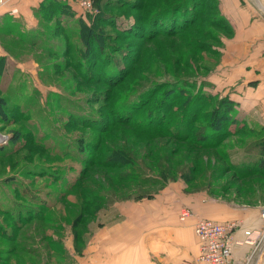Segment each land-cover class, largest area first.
<instances>
[{
    "label": "trees",
    "instance_id": "1",
    "mask_svg": "<svg viewBox=\"0 0 264 264\" xmlns=\"http://www.w3.org/2000/svg\"><path fill=\"white\" fill-rule=\"evenodd\" d=\"M92 6L95 13L82 19L69 0H41L33 10L34 31L6 30L15 39L3 44L9 56L20 55L16 45L41 47L54 59H47L42 70L60 79L66 73L64 81H73L66 88L74 93L92 91L84 107L74 103L81 110L68 114L64 124L74 132L71 149L49 148L20 129L0 153V168L12 172L0 181L11 189L8 206L0 204V242L9 244L0 247V264L22 256L25 264H50L52 252L64 250L59 239L66 228L77 252L102 208L149 197L177 179L203 177L210 181L211 195L264 203V125L244 124L232 112L230 99L205 93L204 83L194 89L189 81L192 65L217 55L216 47L231 35L218 0H92ZM123 21L131 23L124 26ZM50 37L63 51L49 43ZM151 46L165 54L177 47L171 73L166 67L160 74L148 70ZM139 78L149 85L134 95ZM101 85L103 90L96 89ZM10 97L0 98V122L20 121L27 127L21 116L30 108L15 105L18 119L4 120ZM231 138L241 144L240 151L233 150L238 159L226 150ZM65 161L69 165H60ZM44 188L51 189L44 193ZM73 195L75 202L68 199ZM59 203L69 212L55 211Z\"/></svg>",
    "mask_w": 264,
    "mask_h": 264
},
{
    "label": "crops",
    "instance_id": "2",
    "mask_svg": "<svg viewBox=\"0 0 264 264\" xmlns=\"http://www.w3.org/2000/svg\"><path fill=\"white\" fill-rule=\"evenodd\" d=\"M40 1L10 0L6 6L0 8V27L6 23V26L16 25L20 32L35 29L37 20L33 10ZM218 2L220 13L226 19L231 35L223 38L221 60L215 70L216 75L210 82L214 90L225 92L229 96L243 113L244 119L264 123V0ZM69 5L75 9L74 3ZM3 44L0 38V57H4L6 61L3 68L9 70L12 58L4 50ZM165 195L157 202L162 203V222H155V210L147 208L154 206V202L137 204H144V207H133L132 204V207L125 208L122 205L118 209L122 219L111 228L114 231L113 236H108L105 242L102 240L97 249L90 245L87 248L88 255L79 257V263L199 264L196 260L198 242L193 231L195 219L192 216L186 217L181 226L176 224L175 219L172 226L167 213L178 202L170 193ZM198 197L185 204L191 206L197 217L233 225L231 233L234 239L243 241L246 232L264 231V219L261 216L264 203L234 205L224 203L220 198L207 201L201 196ZM139 213L147 216L146 223H141ZM69 258L71 259L67 257ZM230 264H264V240L256 251L253 245L236 244Z\"/></svg>",
    "mask_w": 264,
    "mask_h": 264
},
{
    "label": "rangeland",
    "instance_id": "3",
    "mask_svg": "<svg viewBox=\"0 0 264 264\" xmlns=\"http://www.w3.org/2000/svg\"><path fill=\"white\" fill-rule=\"evenodd\" d=\"M73 2V1H72ZM70 3V2H69ZM73 11L77 17H80L82 19H89L90 16H92L95 13V9L92 6V12H88L86 10L80 9V6L77 5L75 2ZM72 7V6H70ZM90 15V16H88ZM36 19V18H35ZM131 23L127 21H123V25L127 26ZM8 26V27H7ZM4 23L3 27H0V38L3 43H6V40L10 41L11 43L15 41L14 36L8 35L6 37V30L8 28L11 29L12 33H16L17 27L16 25H7ZM37 27V26H36ZM34 28V27H33ZM30 28V29H33ZM36 29V28H35ZM28 30V31H34ZM26 31V32H28ZM49 36H51V32H46ZM231 34V33H230ZM59 40L56 37H50V42L55 45H59L56 47L57 50L60 49V51H63L62 44H59ZM223 41H221V46L216 47L215 51H218L217 55H211L208 54L207 58H201L198 59L197 65H192V70H194L193 74L191 76V79L189 81H194L195 84H193V87L197 88L199 83L205 84L203 91L207 94H211L215 96L217 99H230L228 95L225 94V92L222 91H216L213 88L212 83L210 82V79L213 78L216 75V68L219 65V62L221 60V51L223 47ZM48 43V45H49ZM168 45V42H166ZM40 44V43H38ZM15 47L16 54L18 55V58H12L10 60V68L6 72V69L3 68L4 65H6V61L3 57H0L4 61L0 59V98H4L7 95H10V99H5L6 104L9 107V111L6 114V118L3 119L5 121H8V119H18V113L17 110L14 109L15 105H19L22 110H26V108H30V110L27 112V114H24L21 116L23 119L26 120L27 127L22 126L20 121L14 124H10V122H0V135L6 137V143L0 144V153L5 152L7 146L9 145L8 139L11 137L12 132L14 130H22L25 133H31L35 139H41L42 144L47 145L49 148H55V150H62L65 149H71L73 145V133L71 130L67 131L64 128V124L67 122L68 114L75 113L77 114L81 109H77L74 103L81 104L82 107L85 106V101H87L88 95L91 94V88H87V91L84 92L82 90H78L77 93L73 92V89L69 90L66 87L67 86H73V81L66 79V73L64 74V79H60L57 76L49 73L50 69H43V65H46L48 63V54L45 49H42L41 47H34L32 49L27 48L23 45H16ZM178 46V45H177ZM149 51L152 53L154 57L151 59L152 66L150 67V71H153L157 74H160L161 71H164L163 68H170L171 64L170 61L173 59L177 54L178 50L175 46L171 51L174 53L165 54L168 51H164L163 49H159L158 47L151 46L149 48ZM170 51V50H169ZM135 54V52H134ZM211 56V57H210ZM209 60V61H208ZM49 61L53 62L54 59L50 58ZM159 61L161 63H159ZM202 61V62H201ZM99 66V65H98ZM206 67L205 71H198L195 70L197 68ZM189 68V67H188ZM97 70V69H96ZM185 70L184 67L182 71ZM167 72L171 73L172 68H170ZM8 73V74H7ZM96 73V72H95ZM70 74V72H69ZM189 75V76H190ZM145 76V74L143 75ZM154 77V76H152ZM156 79V77H154ZM167 82H169L168 78H164ZM136 84L133 85L134 87V95L136 92H139L142 88H148L145 80L139 78L136 82ZM104 86H96V89L103 90ZM6 89L10 90L11 93H7L6 95ZM19 92V93H17ZM17 93V94H16ZM232 102V101H231ZM61 104V107L66 109H61V107H58V105ZM233 108L232 112L235 117L243 122L244 124L247 123L249 125L258 127L259 125H264V123L261 122H253L251 120H246L243 118V113L240 112L239 107L235 105L233 102ZM251 122V123H249ZM6 123V124H5ZM47 136V138H45ZM62 135V137H61ZM65 136V137H64ZM53 137V138H51ZM68 137V138H66ZM70 138V139H69ZM231 145H230V143ZM229 141H226L227 146L226 150L231 151L233 153V150H239L241 148V144L238 145L236 143H233L235 138L229 139ZM167 145V144H166ZM57 154H61L60 152H56ZM236 153V152H235ZM233 153V154H235ZM23 152L20 153L22 155ZM17 155V154H16ZM38 155V154H37ZM239 154L232 155V158H237ZM238 159V158H237ZM68 160V159H67ZM5 162H7V159H5ZM43 163V162H42ZM64 163H67L66 161L61 163L60 165H64ZM69 165V163H67ZM12 172L8 171L6 168L1 169L0 168V181L5 179L6 177L11 176ZM73 175V176H70ZM68 174L69 177H74L75 174ZM198 175V174H197ZM203 179V177H201ZM197 179L196 181H190L189 179L183 180V179H177L175 181L168 182L165 184L164 187L156 190V192L152 193L149 197L141 198L138 200H125V201H118L113 203L110 206L102 208L99 213H97L96 217L92 220L88 233L84 236V241L82 242L81 248L77 250V252L74 249V242L72 241V235L70 233V229L66 228L63 230V232H60V235H62V238L59 239L60 243L63 245L62 251L52 252V259H50V264H81L79 263L81 258L84 255H88V249L89 246L97 249L103 240L104 242L108 236H113V229H111L117 222H120L122 217L120 216V208H122V205L127 207H144L138 206L137 204H142L146 202L156 203L152 207L147 208H153L154 211V217L155 222L159 224V222H162L161 220V212H162V203L159 204L158 199L163 197L165 194L170 193L173 197H176V201L178 202V205L175 208H172L170 213H167L170 216L171 225H174V221L176 219V224L181 226L184 223V220H181V213L182 212H188V217L192 216L193 219L201 218L197 217L196 213L193 212L190 205L185 204V202L195 199L198 196H201L205 198L207 201L217 200L220 198V200H223L224 203L229 204H248L244 203L243 201H238L233 199L232 195H211L210 191L212 189V186H210V181L208 180H201ZM46 180L38 181L37 187L44 184ZM51 188H44L43 191H49ZM9 187H4L0 185V204H3L4 207L8 206V200L7 194L10 192ZM155 190V188L153 189ZM152 190V191H153ZM197 195V196H196ZM167 196V195H165ZM199 198V197H198ZM69 201L75 202L77 198L75 195L70 196ZM7 202V203H6ZM7 204V205H6ZM164 204V203H163ZM259 204V203H257ZM62 211L63 213H68L69 208H67V205L62 206L60 203L56 205L55 211ZM170 210V209H169ZM194 213V214H193ZM139 217L142 220L141 223H146L147 216L145 214L139 213ZM153 217L151 216V219ZM150 219V220H151ZM206 219V218H204ZM194 226V223H193ZM101 236V237H100ZM112 238V237H111ZM110 238V239H111ZM113 239V238H112ZM109 242V241H108ZM107 242V243H108ZM105 243V245L107 244ZM9 246V244L4 242H0V247ZM42 253L45 254V251L43 250ZM58 256V258L56 257ZM46 256V255H45ZM67 257H71V259H67ZM69 260V262H67ZM72 261V262H70ZM7 264H25V260L23 256L19 259L12 257L10 261H8Z\"/></svg>",
    "mask_w": 264,
    "mask_h": 264
},
{
    "label": "built area",
    "instance_id": "4",
    "mask_svg": "<svg viewBox=\"0 0 264 264\" xmlns=\"http://www.w3.org/2000/svg\"><path fill=\"white\" fill-rule=\"evenodd\" d=\"M10 0H0V8L6 6ZM75 2L80 9L92 12V0H69ZM6 143V137L0 135V144ZM264 219V208L261 210ZM188 217V212L181 213V220ZM233 225L220 224L210 219L197 218L194 222L193 231L198 242V254L196 260L199 264H230L233 248L236 244L253 245L258 249L264 240L263 232H246L245 239H234L231 230Z\"/></svg>",
    "mask_w": 264,
    "mask_h": 264
}]
</instances>
